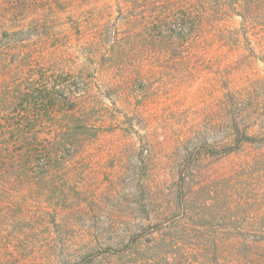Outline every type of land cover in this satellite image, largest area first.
<instances>
[{
	"label": "rangeland",
	"instance_id": "1",
	"mask_svg": "<svg viewBox=\"0 0 264 264\" xmlns=\"http://www.w3.org/2000/svg\"><path fill=\"white\" fill-rule=\"evenodd\" d=\"M42 1L0 0V136L35 129L0 139V264H264V0ZM41 74L70 100L31 108Z\"/></svg>",
	"mask_w": 264,
	"mask_h": 264
},
{
	"label": "trees",
	"instance_id": "2",
	"mask_svg": "<svg viewBox=\"0 0 264 264\" xmlns=\"http://www.w3.org/2000/svg\"><path fill=\"white\" fill-rule=\"evenodd\" d=\"M7 1L10 4L15 5V6H20V5L25 6L26 4H28L27 2H29V1L31 3H33V4H35L36 6H40L37 3V1H39V0H7ZM183 7L184 6H182L181 4L178 5L174 10H172L170 12L169 16H166L167 18H166V20L164 22L167 25H169V26L172 25V24L177 25V29H178V27H180L181 29H183V28L190 29V27L193 26V21L191 19L192 16H191L190 12L186 11V9H184ZM178 32H179V34L181 33L180 31H178ZM41 75H42L41 78H34V80H33V84H34V86L32 87L33 91H32V94H29L30 97L28 98L29 100L27 102L28 105H30L31 108H35V109L38 108L39 107L38 103L43 101L42 98H40V95L38 93L36 94V92L38 90V86H40V85H43V87H44V91H40V92H41V94H43L45 92V94H44V98L46 99L45 104H50L51 106L64 105L65 102L70 100V98L67 97V95H65V96L62 95L59 98V100H55V96H54L53 92L47 86L48 83H52L50 81H54L53 78L51 76H46L45 74H41ZM62 80H65V79H62ZM66 81L67 80H65L64 83ZM38 83H39V85H38ZM55 101H57V102L55 103ZM45 109H46V113H47L49 111V107H47V105H45ZM33 121L34 120H30V123L27 124L25 129H24L23 125L19 126L18 124H16V126H14L12 128H10V126L6 127L5 128V132H4L5 136L1 135L0 139H5L6 146H7V144L11 143L10 139H11V141L14 140V142H16V143H18V141L21 142L22 141V135L26 131V129L35 131V129L32 127V126H34V122ZM36 121H37V124L41 122V120L39 118ZM32 122H33V124H31ZM9 137H11V138H9ZM6 139H8L9 141L8 140L6 141ZM0 146H1V142H0ZM7 151H9V150H7ZM11 153H12V150H10L9 152H6L5 155H10ZM45 154L46 155H44V159L43 160L45 161V163L48 164V161L46 159L50 160V159H52V157H51V154H48L46 152H45ZM36 156L34 154H32V156H31V159L33 161H35L33 163V165H35V163H36V160H34V158L36 159ZM3 159L6 160V161H9L10 156L6 157V159H5V156H4ZM3 159H2V161H3ZM37 161H40V160H37ZM31 162H29V163H31ZM177 264H193V263L188 261V262H185V263H179L178 262ZM195 264H198V263H195Z\"/></svg>",
	"mask_w": 264,
	"mask_h": 264
}]
</instances>
